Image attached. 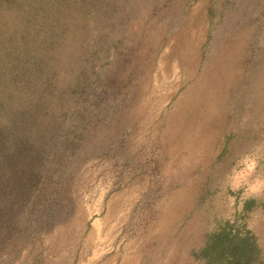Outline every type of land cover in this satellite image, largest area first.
<instances>
[{"label": "rangeland", "instance_id": "rangeland-1", "mask_svg": "<svg viewBox=\"0 0 264 264\" xmlns=\"http://www.w3.org/2000/svg\"><path fill=\"white\" fill-rule=\"evenodd\" d=\"M98 6L75 155L1 234L0 264H207L226 223L248 241L224 264H264V0ZM22 13L0 3V28ZM79 15L48 52L56 90L79 76Z\"/></svg>", "mask_w": 264, "mask_h": 264}, {"label": "trees", "instance_id": "trees-1", "mask_svg": "<svg viewBox=\"0 0 264 264\" xmlns=\"http://www.w3.org/2000/svg\"><path fill=\"white\" fill-rule=\"evenodd\" d=\"M21 8L24 22L12 32L0 28V238L15 227L19 213L32 206L36 192L61 161L75 155L87 88L88 60L95 53L94 34L85 17L99 9V0H0ZM98 6V7H97ZM80 14V15H79ZM82 19L79 76L72 87L56 90L52 53L66 36L68 18ZM84 18V19H83ZM91 35V38H90ZM55 49V50H54ZM48 53V55H47ZM95 71V70H94ZM68 151V153H67ZM252 201L244 203L246 209ZM229 223L211 235L207 264L232 263L247 236Z\"/></svg>", "mask_w": 264, "mask_h": 264}]
</instances>
